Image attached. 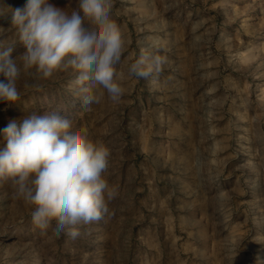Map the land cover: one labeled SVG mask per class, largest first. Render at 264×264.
<instances>
[{
    "label": "rangeland",
    "instance_id": "1",
    "mask_svg": "<svg viewBox=\"0 0 264 264\" xmlns=\"http://www.w3.org/2000/svg\"><path fill=\"white\" fill-rule=\"evenodd\" d=\"M25 3L0 0V45L13 56L24 48L12 11ZM113 18L130 40L118 103L83 106L78 73L36 91L22 72L0 130L55 111L102 140L115 215L57 238L0 182V264H264V0H115ZM141 52L167 56L159 77L127 76Z\"/></svg>",
    "mask_w": 264,
    "mask_h": 264
},
{
    "label": "clouds",
    "instance_id": "2",
    "mask_svg": "<svg viewBox=\"0 0 264 264\" xmlns=\"http://www.w3.org/2000/svg\"><path fill=\"white\" fill-rule=\"evenodd\" d=\"M78 5L69 12L50 0H26L12 11L24 50L13 56L12 47L0 45V103L19 102L22 72L32 78L24 88L36 91L58 72L78 73L83 106L99 104L105 94L114 103L125 95L118 68L130 40L113 18L115 0H78ZM127 59V76L137 80L159 77L168 63L165 55L144 52ZM0 132L6 142L0 148V182H8L13 197L32 209L35 228L75 239L79 225L115 215L110 204L119 189L105 175L111 150L102 140L76 130L55 111L9 120Z\"/></svg>",
    "mask_w": 264,
    "mask_h": 264
}]
</instances>
